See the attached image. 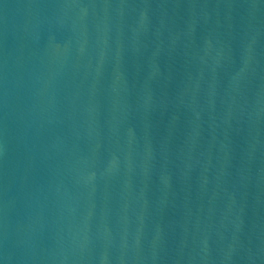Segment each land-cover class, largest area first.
I'll list each match as a JSON object with an SVG mask.
<instances>
[{"label":"water","instance_id":"1","mask_svg":"<svg viewBox=\"0 0 264 264\" xmlns=\"http://www.w3.org/2000/svg\"><path fill=\"white\" fill-rule=\"evenodd\" d=\"M0 264H264V0H0Z\"/></svg>","mask_w":264,"mask_h":264}]
</instances>
